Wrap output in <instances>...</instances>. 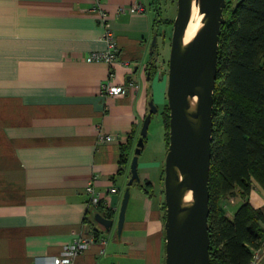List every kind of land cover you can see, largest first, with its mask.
Here are the masks:
<instances>
[{"label": "crops", "instance_id": "crops-1", "mask_svg": "<svg viewBox=\"0 0 264 264\" xmlns=\"http://www.w3.org/2000/svg\"><path fill=\"white\" fill-rule=\"evenodd\" d=\"M134 3L144 11L115 14L116 7ZM157 3L0 0V264H50L79 235L95 240L75 258L77 264H164L165 134L153 157L145 138L140 182L130 186L116 234L147 102L165 79L160 52L167 39L159 28L166 23ZM100 11L108 13L120 50L111 68L86 61L105 48ZM154 29L161 48L157 61L150 47ZM109 72L112 84L127 87L125 93L100 94ZM165 97L153 101L164 106ZM100 133L116 139L99 143ZM88 186L99 205L89 203ZM244 202L263 209L264 189L254 183L245 198L228 199L225 215L231 219ZM108 212L114 222L105 232L93 216Z\"/></svg>", "mask_w": 264, "mask_h": 264}, {"label": "water", "instance_id": "water-1", "mask_svg": "<svg viewBox=\"0 0 264 264\" xmlns=\"http://www.w3.org/2000/svg\"><path fill=\"white\" fill-rule=\"evenodd\" d=\"M201 15V27L186 44L183 35L192 7ZM226 0H176V16L167 61L166 100L168 107V145L163 164L160 193L165 207L164 264H210L208 232L213 92L217 72L220 27L224 22ZM158 30L154 29L150 47L158 60ZM150 62V64L153 63ZM150 71H147L149 79ZM195 98L191 111L189 100ZM129 164L130 177L123 192L116 220L119 236L130 186L140 182L138 157L157 105L150 96ZM190 193L188 205L184 197ZM94 221L109 232L114 219L95 213Z\"/></svg>", "mask_w": 264, "mask_h": 264}, {"label": "trees", "instance_id": "trees-1", "mask_svg": "<svg viewBox=\"0 0 264 264\" xmlns=\"http://www.w3.org/2000/svg\"><path fill=\"white\" fill-rule=\"evenodd\" d=\"M223 15L212 108L209 256L210 264H248L264 239V208L244 202L230 219L223 204L248 196L254 183L264 189V0L226 1ZM162 117L167 149V103Z\"/></svg>", "mask_w": 264, "mask_h": 264}, {"label": "built area", "instance_id": "built-area-1", "mask_svg": "<svg viewBox=\"0 0 264 264\" xmlns=\"http://www.w3.org/2000/svg\"><path fill=\"white\" fill-rule=\"evenodd\" d=\"M144 11V6L141 3H134L128 5H120L116 7L115 14H129V13H141ZM100 21L103 25V33L101 36L102 41L105 44V48L102 51L94 52L86 57L87 62L104 63L109 68L117 62L120 55V50L117 46L113 31L109 26V15L105 11H100L98 14ZM112 73L109 72L108 78L101 83L100 94L102 96H116L126 92V86L114 85L111 82ZM132 86L130 82L128 87ZM116 138L111 135H105L100 133L98 135V142H109ZM86 193L90 196L89 203L93 206H97L100 203V197L95 193L92 186L86 188ZM95 240L93 235L83 236L79 235L74 238L70 243L63 246L61 253L51 259L50 264H77L75 258L82 254L88 245ZM248 264H264V239L262 244L252 251V256Z\"/></svg>", "mask_w": 264, "mask_h": 264}, {"label": "rangeland", "instance_id": "rangeland-1", "mask_svg": "<svg viewBox=\"0 0 264 264\" xmlns=\"http://www.w3.org/2000/svg\"><path fill=\"white\" fill-rule=\"evenodd\" d=\"M226 1L231 2L232 5H235L238 2L237 0H226ZM157 5L159 8V14L161 16L160 18L164 20V22L166 23V24H162L159 28L160 31L165 32L166 39H167V42H166L167 48L164 50L165 52L164 51L160 52L162 56L160 58V62L164 61V68L166 70V73L164 76L165 77L164 81L161 82L159 85V89H158L159 92L157 90L155 91V96H153L155 99L153 98V100H158L161 96H166L167 61H168V56H169V44H170V36L172 32V22L176 16V0H158ZM160 90L163 91L162 94L160 93ZM165 100H166V97H165ZM154 103L158 106V110L152 116V119L148 126V133H147V139H148V145H149L148 149H151L153 151L151 152L152 154H150V156L152 155L151 157L155 156L156 149L158 147L156 144L161 143L163 139V135L165 134V126H164L163 117H162L163 106L160 104V102L156 103L154 101ZM165 103H167V100L165 101Z\"/></svg>", "mask_w": 264, "mask_h": 264}, {"label": "bare ground", "instance_id": "bare-ground-1", "mask_svg": "<svg viewBox=\"0 0 264 264\" xmlns=\"http://www.w3.org/2000/svg\"><path fill=\"white\" fill-rule=\"evenodd\" d=\"M200 27H201V15L199 14L197 7L193 6L189 22L187 24V27L183 35L184 44L188 43L196 35ZM195 101H196L195 98L189 100L191 111H193L195 108V104H196ZM190 199H191L190 193H187L184 197V205H188Z\"/></svg>", "mask_w": 264, "mask_h": 264}]
</instances>
